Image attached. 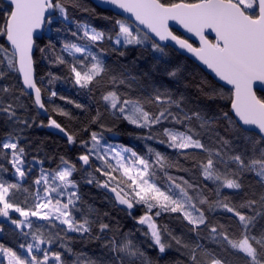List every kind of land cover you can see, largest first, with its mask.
<instances>
[{
	"label": "snow or ice",
	"instance_id": "1",
	"mask_svg": "<svg viewBox=\"0 0 264 264\" xmlns=\"http://www.w3.org/2000/svg\"><path fill=\"white\" fill-rule=\"evenodd\" d=\"M93 2L0 0V264H160L171 250L164 264H264V0ZM102 6L111 27L76 15ZM133 48L157 63L134 74ZM169 50L214 113L179 87ZM37 119L78 154L31 151ZM89 244L100 254L76 247Z\"/></svg>",
	"mask_w": 264,
	"mask_h": 264
},
{
	"label": "trees",
	"instance_id": "2",
	"mask_svg": "<svg viewBox=\"0 0 264 264\" xmlns=\"http://www.w3.org/2000/svg\"><path fill=\"white\" fill-rule=\"evenodd\" d=\"M87 2L92 7H94V8L96 7V5H94L90 0H87ZM109 14L110 13H108L107 11H105V9H102V8H97L96 14L76 13V15L80 16L81 18H88L90 20V22L94 26H96L98 29L111 27V25H109L106 21L99 18V16L109 15ZM54 27H58V25L54 26ZM63 35L64 34L61 33V37ZM58 38H60V37L57 36V34L55 33L54 30L51 32L46 31L43 34V40L45 43H47L49 39H51L53 42H55ZM57 47H59L58 44H57ZM137 57L142 58L139 65L137 66V65L130 64V62L135 60V58H137ZM168 58H170L172 60L173 65L179 64L181 62H183L186 65V69L182 73L183 78L180 81L179 87L182 89V91H184L185 95L189 98L190 102L193 105H198L200 108L207 110L209 115L214 113L216 111V109L219 107L220 102H218L212 98H209L208 96H205L203 93L198 91L197 83L201 79L202 74L197 71L195 65L190 60H185V57L183 55H181L180 53L172 52L171 50H169V57ZM113 60H114V58L110 57L108 62L110 64H112ZM121 63L129 64L130 68L132 69L133 73L135 74V73H138V72L143 71V70L151 69L152 66L154 64H156L157 62L153 58V54H152L150 49L133 48V49L129 50L128 59L122 60ZM164 67H165V65H163V64L157 65V68L159 70L153 72V75L157 79H160L166 75L162 71V69ZM56 87L58 90L62 91L63 94L69 95L72 99L77 100L78 102H81V103H87L86 98L77 96L74 93V91L71 90L70 88H68L67 86L57 84ZM24 103L30 104V101L27 98H24ZM56 103L66 107L70 112H72L75 115H81L79 110H76L73 105H67V104H65L64 101H60V100H57ZM93 107H95V106H93ZM31 114H33V115L35 114L34 110ZM41 119H44V121L46 123V116L41 117ZM60 119H62V118H60ZM39 124H40V119H37L36 126L27 132L29 140L31 141V143L33 145V148L31 151L34 152V150L37 146L43 145V151H41V153H40L41 157L44 155V152H47L48 154H52L53 152H55L58 155L61 153H66L67 155L73 156V157L78 154L76 149L69 150L68 148L65 147V140L61 134L59 135L49 128L39 127ZM122 130L132 131V128H131V126H127L125 129H122ZM0 131H2V129H0ZM116 141H119L121 143H130L131 142L127 136L119 137V138H117ZM160 150H162V151L164 150L162 146H161ZM29 158H31V157H29ZM45 166H47V165H45ZM77 179H79V174H77ZM83 192L85 194L84 198L88 203L95 204V206L101 207L102 210L107 208V205H103L101 203L102 198H103V194L100 193L98 190H96L94 188H84ZM93 198H95V199H93ZM122 222H125L129 226H131V221H122ZM172 226L174 228H179V226L175 225V224H173ZM76 247L78 250H82V251L88 253L89 255L97 256L100 254L99 248L96 244H89L86 247L83 245H77ZM175 257H176L175 251L171 250L169 252L168 256H166L164 258V260H168L170 258H175ZM164 260H161L160 264H164Z\"/></svg>",
	"mask_w": 264,
	"mask_h": 264
},
{
	"label": "water",
	"instance_id": "3",
	"mask_svg": "<svg viewBox=\"0 0 264 264\" xmlns=\"http://www.w3.org/2000/svg\"><path fill=\"white\" fill-rule=\"evenodd\" d=\"M94 5H96V3H94L93 2V0H90ZM107 6H102V7H100V8H102V9H105ZM49 129H51V128H49ZM51 130H53L54 132H56L57 134H59L58 133V131L57 130H54V129H51ZM60 135V134H59Z\"/></svg>",
	"mask_w": 264,
	"mask_h": 264
},
{
	"label": "rangeland",
	"instance_id": "4",
	"mask_svg": "<svg viewBox=\"0 0 264 264\" xmlns=\"http://www.w3.org/2000/svg\"><path fill=\"white\" fill-rule=\"evenodd\" d=\"M114 142H119V141H114ZM121 143V142H120Z\"/></svg>",
	"mask_w": 264,
	"mask_h": 264
}]
</instances>
